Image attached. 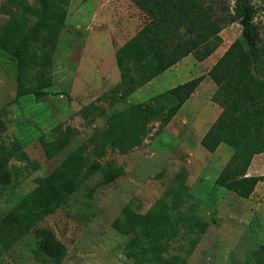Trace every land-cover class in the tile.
<instances>
[{
  "label": "rangeland",
  "instance_id": "rangeland-1",
  "mask_svg": "<svg viewBox=\"0 0 264 264\" xmlns=\"http://www.w3.org/2000/svg\"><path fill=\"white\" fill-rule=\"evenodd\" d=\"M47 1L21 81L42 93L16 97L12 50L42 18L43 2L0 0V264H264V183L248 201L218 187L216 168L198 172L216 156L182 128L190 106L171 125L143 108L188 78L213 84L207 72L241 38L239 23L221 30L209 59L190 56L182 74L157 76L130 101L121 78L115 83L117 66L101 76L78 69L93 55L84 43L89 21L77 28L91 3L83 13L82 0ZM252 4L264 56V0ZM137 14L140 29L146 18ZM126 31L116 45L134 28ZM200 92L206 102L208 88Z\"/></svg>",
  "mask_w": 264,
  "mask_h": 264
},
{
  "label": "trees",
  "instance_id": "trees-1",
  "mask_svg": "<svg viewBox=\"0 0 264 264\" xmlns=\"http://www.w3.org/2000/svg\"><path fill=\"white\" fill-rule=\"evenodd\" d=\"M128 1L146 20L115 51L121 83L126 86L121 92L124 99L187 56L203 62L220 46L219 34L224 27L234 22L241 26V38L236 39L207 72L216 86L211 100L221 108V113L200 144L211 153L221 143L232 149L215 183L241 198H250L257 184L264 183V176L247 174L252 158L264 153V76L258 75L264 56L259 47L260 32L254 23L256 8L252 0H234L232 8L218 7L207 0ZM42 2V18L28 33L21 35L12 50L18 71L16 97L42 93L21 86L28 44L37 39L47 25L49 3ZM203 79L204 75H200L157 94L143 106L144 110L161 115L162 122L168 124ZM116 177L112 171L105 183Z\"/></svg>",
  "mask_w": 264,
  "mask_h": 264
},
{
  "label": "crops",
  "instance_id": "crops-1",
  "mask_svg": "<svg viewBox=\"0 0 264 264\" xmlns=\"http://www.w3.org/2000/svg\"><path fill=\"white\" fill-rule=\"evenodd\" d=\"M89 3H91V6H93V10L88 12L87 17H85V19L81 21V24L78 25L77 28L84 26L85 23L89 21V24L86 26L87 34L85 36L84 43L85 48L91 49L93 55L89 58H83V63H80L81 65H79L78 69H82L80 70V73H89L88 68H90L92 70L90 71V73L93 72L94 75L97 74L99 76L107 74L106 72H108L109 69L114 70L115 73L116 49L121 47L130 37H132L137 32V30H139V16L137 14V9L132 6V4L128 0H82L79 8H77L76 11H79V9L81 8V11L85 13L83 7L89 5ZM88 18H90V20ZM133 28L134 31L129 35V38H127L123 43L116 45V36L121 37L125 35V32L127 33L126 30H132ZM103 52H105V55L103 54ZM187 61L188 63H190V56L185 57L179 63L172 66L160 75H163L167 71L171 70H174L178 74H182L183 72L181 71V67L185 63H187ZM115 76V83L117 84L120 80V77L118 76V74H116ZM156 78L152 79L146 85L139 88L138 91H135L132 95L129 96L128 99L132 101L131 97L137 95V93H140L141 89L149 86L153 81H155ZM98 79L100 80L101 77H98ZM190 79L191 78H188L186 81ZM104 83L108 84L107 81H104ZM213 84L206 78L203 79L196 91L169 122L171 125L175 122L176 119L183 116L185 117V115H180L179 113L186 107V105H189L190 124L188 123V119L183 118L184 120L181 121L182 128H185L186 131L190 128V136L196 137L199 142L205 135L207 130L210 128L212 123L221 113V108L211 100L213 94L216 91V86L215 84ZM205 86L208 88V96L206 102H203L205 99H201L203 94H201L200 89ZM222 145L223 143H221L213 152V155L216 156L215 160L206 161L203 167L200 165L198 169L199 174H201L203 172V169H205L206 167L210 169L216 168V173L221 171L232 154L230 152H227ZM247 174L250 176H264V153L257 154L252 158ZM259 184H261V182L257 184L254 193L250 196V198H243L244 201H248L253 197V195L257 191V187ZM219 191L220 189H218V192ZM247 203L249 204V202Z\"/></svg>",
  "mask_w": 264,
  "mask_h": 264
}]
</instances>
